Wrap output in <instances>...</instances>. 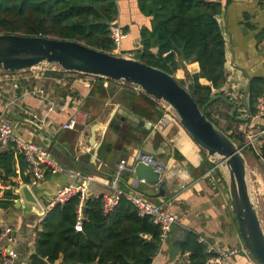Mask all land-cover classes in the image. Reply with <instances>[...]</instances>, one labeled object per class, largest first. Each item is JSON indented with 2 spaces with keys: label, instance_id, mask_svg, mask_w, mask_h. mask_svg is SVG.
Instances as JSON below:
<instances>
[{
  "label": "crops",
  "instance_id": "0c3cea01",
  "mask_svg": "<svg viewBox=\"0 0 264 264\" xmlns=\"http://www.w3.org/2000/svg\"><path fill=\"white\" fill-rule=\"evenodd\" d=\"M222 1L223 11L218 19L226 39L228 77L226 84L218 92L222 94L219 95L220 97H228L233 101L232 113L237 114L233 125L243 129L247 141L249 136L258 135L264 130V117L259 116L258 113L251 115L248 110L250 82L254 77L264 78V0ZM117 22L121 28L128 25L130 27L127 37L123 40L122 49L126 52L122 55H133L132 50L141 46L139 29L142 25H147L149 19L136 15L135 20L130 18L128 22H124L119 5ZM132 26L136 29H132ZM180 67L176 73L178 79H186L187 73L195 74L200 71L198 62L184 61L181 62ZM55 72L58 74H50L46 77L52 80L53 88L42 89V94L24 90L20 97L15 98L9 104H4L0 97V117L8 115L14 120L11 122L16 126V132L22 138L47 147L52 158L53 155L56 156V163L68 171L93 175L96 182L91 185L88 198L115 193L112 182L119 164L125 160L127 169L121 175L119 189L128 195L142 196L155 206L171 211L177 219L167 239L161 244V249L155 256L153 264L177 263L181 258L179 245L190 230L198 232L201 238H204L217 251L237 247L241 249L239 254L250 256L238 223L235 221L229 188L214 174V168H209L201 174L198 173L206 167L207 159L210 158L194 142L178 119L164 111L163 108L166 106L164 103L161 102L160 106L164 111L162 118L165 115L168 117L166 126L155 127L160 119L156 123L141 119L145 124L154 125L149 128L146 139L143 142L131 138L124 140L117 131L110 127L112 120L116 117L112 118L108 126L107 124L118 105L131 113L129 110L121 103L113 102V97L97 104L87 102L86 98L94 81L93 76L64 73L61 70H55ZM32 76L33 79L41 78L38 74ZM200 82L209 84L205 78H201ZM187 83H190V80ZM105 85L107 86L108 82ZM0 87L2 89V86ZM1 95L2 90H0ZM12 104H14V109L9 107ZM50 107L53 109L50 110ZM76 110L81 113H90L91 118L85 124H78L73 130L64 129V123L75 115ZM29 112L36 113L44 121L34 119ZM81 119H83L82 116ZM118 120L121 123L131 122ZM95 123L103 127L97 130L96 136L97 142L101 143L100 148L104 146V159L99 158V151L97 156V167L100 173L92 170L85 171L77 167V164H71L65 158L66 155L56 146L59 142L78 159L89 162L95 151L90 142L91 128ZM146 142L160 149L156 158L165 165L163 175L167 178L168 187L165 197L153 196L160 193L158 186L149 185L142 180L137 182L133 178L132 168L137 162V155L143 152ZM6 148L0 146V154L4 153ZM174 149L184 156V160L175 158ZM21 160H23L21 154L14 150V167L17 173L10 178L4 177V170L0 164V201L7 199L6 193L8 192L15 196L11 206L0 208V232L5 229L11 230L12 241L9 245L18 252L19 257L16 264H27L31 255L36 251L37 231L47 212L48 203L62 187L69 184L70 178L65 172H48L44 179L34 183L31 174L27 171L26 161L21 163ZM258 161L264 163L262 160ZM81 182L82 180L76 181V183ZM23 186H28L33 192L38 203L36 207L31 206L19 191ZM233 264L238 263L233 262ZM246 264H252V261L249 260Z\"/></svg>",
  "mask_w": 264,
  "mask_h": 264
},
{
  "label": "trees",
  "instance_id": "16d2710c",
  "mask_svg": "<svg viewBox=\"0 0 264 264\" xmlns=\"http://www.w3.org/2000/svg\"><path fill=\"white\" fill-rule=\"evenodd\" d=\"M136 4L140 16L148 18L149 23L139 29L141 46L132 50L134 58L174 77L181 68V62H198L200 71L187 73L190 80L188 90L199 107H205L207 117L242 148L246 143L245 133L235 131L232 125L222 127L212 111L215 105L223 104L225 110L220 112L222 117L230 123L236 122L237 114L232 113L233 101L220 97L221 92H218L228 77L226 39L218 19L223 11V1L136 0ZM118 18L119 0H0V33L73 40L111 54L117 48L112 37V25ZM122 29L127 33L130 27L123 26ZM125 52L122 49V53ZM50 74L58 73L52 71ZM201 78L209 84H202ZM177 80L185 87L183 81ZM263 94L264 78H252L248 108L251 115L257 114V102ZM111 97L113 102L121 103L140 119L156 123L164 116L160 102L142 90L138 91L128 83L95 76L87 102L97 104ZM110 127L124 140L131 138L143 142L148 135V132L132 126L131 122L121 123L117 118L112 120ZM230 130L233 132L229 133ZM14 150L15 145L11 144L0 154L5 178L17 173ZM243 151L252 154L256 160L264 161V144L259 150L248 145ZM103 152L104 146L99 149L101 159H104ZM173 153L175 158L184 160L177 149ZM21 157L23 163L25 159ZM65 158L74 164L68 157ZM207 161L208 166L198 173L214 168V174L228 187L216 163L210 159ZM77 167L91 171L80 165ZM6 195L7 199L0 201V208L11 206L14 202L15 196L11 192ZM80 202V195H75L65 204H58L46 212L37 231L36 251L27 264H153L162 244V230L153 217L141 216L135 204L125 195L120 197L112 211L105 213L104 195H100L84 201L82 230L79 231L75 226ZM235 221L237 223L236 215ZM200 238L194 230L187 232L179 245L181 258L175 264H211L209 260L215 253L209 251L208 244Z\"/></svg>",
  "mask_w": 264,
  "mask_h": 264
},
{
  "label": "water",
  "instance_id": "95a60500",
  "mask_svg": "<svg viewBox=\"0 0 264 264\" xmlns=\"http://www.w3.org/2000/svg\"><path fill=\"white\" fill-rule=\"evenodd\" d=\"M113 26L119 27V23L115 22ZM42 63L57 65L64 71L109 78L121 84L128 83L154 99L167 103L181 126L207 153V156L210 159L220 157L222 164L227 167L229 194L242 239L253 257L260 264H264V228L251 196L247 159L242 148L207 117L205 107H199L190 91L181 85L176 77L140 59L104 52L77 41L0 33V67L2 69L17 72L32 69ZM114 117L122 121H131L132 126L146 133L150 128L149 123L145 124L139 117L125 111L120 105L115 109L107 126ZM102 128L99 123H95L91 128L90 142L95 151L89 162L78 159L59 142L56 146L77 165L100 173L97 167V156L101 143L97 142L96 136L97 130ZM143 152L157 156L160 149L146 142ZM132 174L137 182L142 180L149 185L158 186L160 193L153 196H167V178L154 166L137 161L132 168ZM19 191L31 206L38 205L28 186L21 187Z\"/></svg>",
  "mask_w": 264,
  "mask_h": 264
},
{
  "label": "built area",
  "instance_id": "2783aa9c",
  "mask_svg": "<svg viewBox=\"0 0 264 264\" xmlns=\"http://www.w3.org/2000/svg\"><path fill=\"white\" fill-rule=\"evenodd\" d=\"M112 37L117 45L115 51H120L122 41L125 39V37H127V33H125L120 26L114 27L112 25ZM49 65L50 64L48 63H42L30 70H34L37 68L42 69L41 73L47 70H61L60 68L55 67V65H50L52 67L50 69ZM41 73L34 74L39 75ZM93 77L95 78V76ZM36 92H38L37 94H42L43 91L42 89H40ZM256 107L258 115L264 117V94L258 99ZM52 109L53 108L50 107V110ZM29 115L32 116L34 119L39 120L40 122L44 121L42 117L38 116L34 112H29ZM81 116L83 117V119H81ZM90 118V113H81L80 111L76 110L75 115L68 122L64 123L63 128L73 130L78 126V124H85L86 121ZM167 124L168 117L165 115V117L160 119V121L155 125V127H162L166 126ZM151 126L154 125L151 123L150 127ZM258 135L255 134L249 136L247 142L242 147V149L248 145H252L256 149L260 148L264 144V130L260 131ZM259 137H261V139H259ZM11 144H14L16 150L24 157L27 163V171L29 174H31L34 183H37L40 180L44 179L48 172H65L67 174V176L70 178L69 184L65 185L57 192V194L48 203L46 210L48 212L58 204H65L71 197L75 195H80L81 202L78 209V218L75 227L79 231L82 230V207L84 201L88 198L87 195L91 190V185L96 182L94 176L83 175L80 172L68 171V169L60 166L52 158V155L48 151L47 147L34 141L22 138L16 132V126L13 124V122L5 120L3 119V117H0V146L8 147ZM137 161H142L148 165H152L161 172H163L165 169V165L162 162L158 161L156 156L149 153L140 152L137 155ZM126 169V161L122 160L119 164L115 179L112 182V188L115 190V193L112 195L104 196V212L108 213L112 211L113 208L117 205L120 197L123 195L127 196L138 208L139 214L141 216L153 217L154 222L161 227V240L163 243L171 232L172 227L177 223L176 216L171 211L163 207L155 206L153 203L144 199L142 196L130 194L128 195L123 190L119 189L121 175L126 171ZM78 180H82V182L76 183V181ZM10 232V229H5L0 232V264H16L19 257L18 252L12 246L10 248L9 243H11L12 241V236L10 235ZM200 240L208 244L209 251H213L215 253V255L212 256L209 260L211 264H233L231 258L237 255L241 250L237 247H229L225 250L217 251L204 238H200Z\"/></svg>",
  "mask_w": 264,
  "mask_h": 264
},
{
  "label": "rangeland",
  "instance_id": "374dc122",
  "mask_svg": "<svg viewBox=\"0 0 264 264\" xmlns=\"http://www.w3.org/2000/svg\"><path fill=\"white\" fill-rule=\"evenodd\" d=\"M119 5L122 11V19L124 22H128V19L134 18L136 19V15H140L139 10L137 8L136 0H119ZM132 29L135 27L132 26ZM136 29V28H135ZM122 45L123 41L120 47V51H114L115 54L122 55ZM129 58H134L135 54L131 55H126ZM50 66V65H49ZM46 66V67H49ZM55 67L60 68L59 66L55 65ZM50 69L52 68L51 66L49 67ZM56 69V68H55ZM61 69V68H60ZM42 69H34V70H21L17 72H10V71H5L0 67V86H2V89L0 87V90H2V95L0 96L2 101H4V104H9L12 100L15 98H18L22 95V91L28 90L30 93L32 91H37L40 89L46 90V89H51L53 88L54 84L51 79L46 78L50 75L52 71L55 70H47L43 72L42 74H39L41 78L39 79H33L32 75L34 73H41ZM62 70V69H61ZM65 73V72H64ZM69 73V72H68ZM73 73V72H71ZM177 73V72H176ZM76 75H82L80 73H75ZM15 75V78H14ZM27 78V80H26ZM177 78V77H176ZM29 79V80H28ZM178 79V78H177ZM183 81V84L185 87L188 89L189 88V81L188 76H186V79H179ZM38 93V92H36ZM19 102V101H17ZM164 103L166 108H163L164 111L168 114H171L172 116L176 117L175 113L171 109V107L163 102L160 101V103ZM161 103V104H162ZM9 107H12L11 109H14V104L10 105ZM223 106L221 104L215 105L213 111V116L215 119H218L220 122V125L222 127H227L228 125H232L233 129L235 131H242L243 129H239L234 127L233 123H230L228 120H226L220 112H223ZM7 115V113H6ZM177 118V117H176ZM3 119L9 120V121H14L12 120L8 115L3 116ZM180 123V122H179ZM233 131L230 130L229 133H232ZM247 139V138H246ZM247 142V141H246ZM243 154L245 155L247 159V167H248V182H249V188L251 192L252 199L258 209L259 212V217L261 219L263 228H264V163H261L260 161L256 160L252 154L249 152L243 151ZM53 159L56 161V156L53 155ZM211 161L215 162L217 164L216 167H219V169L222 172V178L225 180V182L228 183L229 181V171L226 166H224L221 162L220 157H212ZM57 162V161H56ZM241 253V252H240ZM239 254V253H238ZM235 257H233V262L238 263V264H246V262L252 261V264H260L254 257L253 255L249 252V257L239 254ZM231 259V260H232Z\"/></svg>",
  "mask_w": 264,
  "mask_h": 264
}]
</instances>
